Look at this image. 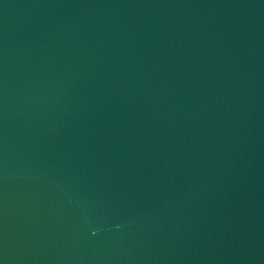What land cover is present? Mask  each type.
I'll use <instances>...</instances> for the list:
<instances>
[{
    "label": "water",
    "instance_id": "obj_1",
    "mask_svg": "<svg viewBox=\"0 0 264 264\" xmlns=\"http://www.w3.org/2000/svg\"><path fill=\"white\" fill-rule=\"evenodd\" d=\"M0 264H264V0H0Z\"/></svg>",
    "mask_w": 264,
    "mask_h": 264
}]
</instances>
